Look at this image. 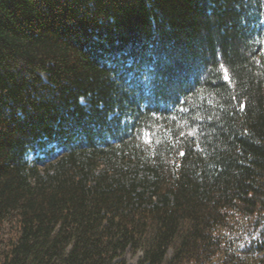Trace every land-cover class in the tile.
<instances>
[{
    "label": "trees",
    "instance_id": "16d2710c",
    "mask_svg": "<svg viewBox=\"0 0 264 264\" xmlns=\"http://www.w3.org/2000/svg\"><path fill=\"white\" fill-rule=\"evenodd\" d=\"M128 252L264 264V0H0V264Z\"/></svg>",
    "mask_w": 264,
    "mask_h": 264
},
{
    "label": "rangeland",
    "instance_id": "374dc122",
    "mask_svg": "<svg viewBox=\"0 0 264 264\" xmlns=\"http://www.w3.org/2000/svg\"><path fill=\"white\" fill-rule=\"evenodd\" d=\"M141 257H142V253H138L134 255L133 253L128 252L126 255L127 261L131 264H137Z\"/></svg>",
    "mask_w": 264,
    "mask_h": 264
}]
</instances>
